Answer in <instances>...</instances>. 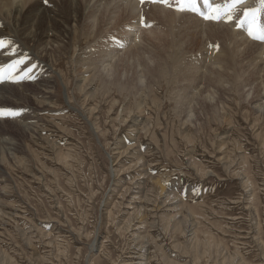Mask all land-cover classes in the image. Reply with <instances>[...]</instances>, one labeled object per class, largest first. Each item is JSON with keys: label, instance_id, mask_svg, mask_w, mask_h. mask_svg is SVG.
I'll return each mask as SVG.
<instances>
[{"label": "rangeland", "instance_id": "374dc122", "mask_svg": "<svg viewBox=\"0 0 264 264\" xmlns=\"http://www.w3.org/2000/svg\"><path fill=\"white\" fill-rule=\"evenodd\" d=\"M252 2L239 6L237 20L246 8L258 7ZM127 12L108 23V33L127 34L133 22ZM183 15L176 18L180 34H170L163 23L150 25L143 15V28L150 25L154 32L146 30L140 45L128 44V55H120L129 60L120 56L121 66L106 84L105 74L91 65L94 58H85L92 46L79 29L55 56L40 58L39 66L37 60L30 71L16 66L15 77L26 90L23 96L18 91L17 103L26 108L21 114L12 109L15 118H0V264H264V48L238 25L233 37L235 20L224 24L232 34L223 30L220 40L210 35L213 21L200 28ZM228 34L232 42L238 37L232 46ZM172 38L180 39L178 70L170 55ZM249 39L252 44H244ZM219 46V53L226 47L237 51L232 63L203 60ZM166 67L172 74L163 77ZM200 69L210 92L202 79L200 88L194 83ZM35 71L50 81L49 89L36 88ZM82 72L87 83L79 78ZM205 91V101L198 99ZM22 115L32 127L28 133L7 129L6 121H21Z\"/></svg>", "mask_w": 264, "mask_h": 264}, {"label": "bare ground", "instance_id": "6f19581e", "mask_svg": "<svg viewBox=\"0 0 264 264\" xmlns=\"http://www.w3.org/2000/svg\"><path fill=\"white\" fill-rule=\"evenodd\" d=\"M147 1H151L150 3L148 2L147 3ZM254 2V6L257 4L258 5V0L256 1H254V0H247V1H245L244 3H243V6L241 5V8L240 9H243L244 8V5H245V7H247L246 5H249L251 2ZM144 2H146V3H144ZM144 2L142 3L141 2V0H136V1H134V0H37V1H34V0H0V40H10V41H12L13 43L14 42H16V43H18V44H21L22 46H25V47H28V46H30V50H29V52H27L24 48H20V46H18L17 44H15V45H13V48H14V50H15V55H11L10 53H9V51L8 50H0V68H4L5 70H6V73L5 74H7V80H3L2 82H0V110L1 109H4L3 111H12V112H14L12 109H19V114H21L20 113V110H22V109H25L26 108V106L24 105V104H22V105H20V106H18L19 105V102L17 103V100H18V96L20 95L19 94V92L18 91H23L21 94H22V96L23 95H26V94H24V91H26L25 89H24V87L22 86V84H20V79L18 78H16V80L18 81V82H13L12 81V79L10 78V76L12 75V73H9L8 72V66H9V64H8V62L11 64L12 62L13 63H16V61L17 60H21V61H23V63H20L19 65H20V67H19V69H21L22 67H24L27 71H30L31 69H32V65L33 64H36V62H35V60H37V62H38V66L40 65V62H39V59L41 58H44V57H49L48 55H51V56H55L58 52V50H60V49H64L65 48V46L67 45V44H70L71 43V38H68V37H70V36H72V34H75L76 33V29H79L80 30V33H81V35L82 36H84L87 40H88V43H90V44H87V45H90V46H92V49L90 50V53H88L89 52V50H87L88 52L86 53V54H88V56L87 57H85V58H94V60L92 59V61H91V59H90V61H91V65H92V67H93V69L94 68H96L97 69V71H99L100 73H102V76H103V73L105 74V76H103V83H108V82H111L112 80H113V78L115 77V73H116V71H118V70H116L117 69V67L119 66L118 65V63L120 64L122 61H121V57H123V62H125L124 61V59H126V58H128V57H125L124 58V56H121L120 55V53H122V51H124V50H127V48H129L128 46H130V45H128V44H130V42H138V43H136V44H141L142 43V41H145V40H143V35H145L147 32H154V31H150V27L149 28H147V27H144L143 28V26H144V24H142L141 23V18H143V20H144V17H143V15L145 16V15H147L148 17H147V19L149 20V21H151V24L150 25H156V27H157V25H159L160 23H163V24H165L166 25V27H167V30H169V33L170 34H176V33H179V26H178V24L176 23V21L178 20V19H176V18H178L179 16H182L183 14H181V12H179V11H176V9H175V0H170V3L172 4V6H165L164 4H162V3H159V4H157L156 2L154 3V2H152V0H144ZM252 2V3H253ZM153 3V4H152ZM200 3L203 5V0H200ZM200 4V5H201ZM51 6V8L50 7H47V6ZM252 6V5H251ZM250 6V7H251ZM202 7V6H201ZM249 7V8H250ZM255 7H257V6H255ZM254 8V7H253ZM146 9V10H145ZM247 9V8H246ZM130 11V14L131 15H129L128 17H130V20H132L133 22H130V23H127V24H125V22H124V24L125 25H127V30L125 31L126 33V35L124 36V37H120V36H112L110 33H108L109 32V30L111 29V28H108V26L107 25H109L108 23H113L112 21L113 20H115L117 17H116V15H118V13L120 12V13H125V15L124 16H126L127 14L126 13H128L127 11ZM143 10H145L146 11V13H144L143 12ZM175 10V11H174ZM237 10H239V8L237 9ZM69 12V13H66V12ZM106 11H108V16H106ZM186 12V11H185ZM182 13H184V12H182ZM238 13V12H237ZM103 15H104V20L105 21H101V19H102V17H103ZM121 15V14H120ZM187 15V18L189 19V21L191 20V19H193L194 21H195V24H198V27H199V25H200V28H201V26H204V28H209L210 27V25L212 24L213 25V27H212V29H210L211 30V32H210V35H211V37L213 38L214 36H216V37H218L217 35H221V36H223V34H221L220 32H224L225 30H224V28L226 27L227 28V26L229 25V24H231V23H228V25H224V24H227V23H224V22H212V20H211V24L209 23V20H207L206 22H205V20L200 16V15H198V14H196V13H189V14H184L183 16L185 17ZM239 16V15H238ZM122 17V16H121ZM127 17V16H126ZM151 17V18H150ZM201 17V18H200ZM10 18H12L13 19V22L14 23H11L12 22V20L10 19ZM146 18V17H145ZM8 19H10L11 21L9 22V20ZM118 19V18H117ZM182 19V18H181ZM129 20V19H128ZM183 20H184V18H183ZM125 21V20H124ZM182 21V20H181ZM180 21V22H181ZM101 22H103V23H101ZM107 24H106V23ZM128 22V21H127ZM186 22H188V20L186 21ZM116 23V22H115ZM123 24V21H119V25L120 24ZM150 23V22H149ZM183 23V22H182ZM208 23H209V25H208ZM235 23V22H234ZM237 23V22H236ZM231 24L230 26H232L233 28H232V32H233V34H232V32H230V31H228V32H230L231 34H232V36L233 35H236V36H238V34H239V32L238 31H236L235 29H236V27H237V25H238V23L237 24ZM12 24L13 25H15L16 26V28H17V30L15 29V28H13V29H15L16 31H17V35H16V33H12V32H10V31H13L12 29L10 30L9 29V27H8V25H11L10 27H12ZM121 24V25H122ZM186 24V23H185ZM188 24V23H187ZM186 24V25H187ZM189 24H191V23H189ZM35 25V26H34ZM101 25V26H100ZM113 26H114V24H112ZM119 25H116V26H119ZM182 25V24H181ZM180 25V26H181ZM192 25V24H191ZM205 25L207 26H209V27H205ZM31 26H34V27H31ZM53 26H56V27H59V30L55 33V31H54V29H52L53 28ZM124 26V25H123ZM122 26V27H123ZM162 26H164V25H162ZM196 26V25H195ZM104 28V30L102 29V28ZM106 27V28H105ZM121 27V26H120ZM121 27V28H122ZM165 27V28H166ZM184 27V26H183ZM190 27V26H189ZM193 27H194V25H193ZM31 28H35V30L34 29H31ZM114 28H115V26H114ZM155 28V27H154ZM185 28V27H184ZM203 28V27H202ZM231 27H229V29H230ZM116 29V28H115ZM157 29V28H156ZM197 28H195V29H193V30H196ZM206 29V30H207ZM228 29V28H227ZM228 29V30H229ZM103 30V31H102ZM114 30V29H113ZM113 30H111V32L113 31ZM121 30V29H120ZM119 30V31H120ZM146 30H149V31H147L146 33H144ZM152 30V29H151ZM155 30V29H154ZM181 30H182V28H181ZM184 30H186V29H184ZM203 30V29H202ZM209 30V31H210ZM224 30V31H223ZM208 31V30H207ZM48 32V33H47ZM123 32V31H122ZM121 32V33H122ZM198 32V31H197ZM203 32H206L205 30H203ZM225 32H227V30L225 31ZM227 32V33H228ZM238 32V33H237ZM51 33H53L52 34V36H51V38L53 37H56L55 39H49V36L51 35ZM114 33H116V32H114ZM120 33V34H121ZM201 33V32H200ZM105 34L107 35V34H109V37L107 36V38L105 39V38H103L104 36H105ZM118 34V33H117ZM119 34V35H120ZM130 34V35H129ZM132 34V35H131ZM153 34V33H152ZM155 34V33H154ZM180 34V33H179ZM183 34V33H182ZM181 34V35H182ZM191 34V33H190ZM197 34V33H196ZM103 35V36H102ZM115 35V34H114ZM123 35V34H122ZM158 34H156V36H157ZM164 35V34H163ZM163 35H161V36H163ZM166 35V34H165ZM164 35V36H165ZM200 35V34H199ZM203 34H201V36H202ZM204 35H205V33H204ZM245 35V34H244ZM48 38H47V37ZM110 36H111V38H110ZM149 36H150V34H149ZM149 36H147V37H149ZM153 35H151V37H152ZM159 37H160V35H158ZM170 36L171 35H169L168 36V38H170ZM179 36L180 35H178V38H179ZM221 36H220V38H221ZM225 36H226V34H225ZM228 36H230V34H228ZM242 36V35H241ZM106 37V36H105ZM174 37H176V35L174 36ZM173 37V38H174ZM200 37V36H199ZM203 37V36H202ZM205 37V36H204ZM208 38H209V36H207ZM206 37V38H207ZM210 37V38H211ZM224 37V36H223ZM227 37V36H226ZM234 37V36H233ZM165 38V37H164ZM172 38V39H173ZM177 38V40H176V38H175V40L173 39H171L170 40V42H169V39H168V42L172 45V47H171V52H172V54L170 53V55H173V54H175V56H174V58H173V56L171 57V58H173L172 59V61H174V59H175V66H176V64H178L176 67H177V70L179 69V63H181V62H179V60H178V62L179 63H176V60H177V58H179V57H177V56H179V54L178 53H180V49L178 50L177 49V45L179 44V42H180V39H178ZM187 38H191V37H187ZM215 38V37H214ZM219 38V37H218ZM145 39V38H144ZM151 39V38H150ZM167 39V38H166ZM201 39V38H200ZM232 39L233 38H231V36H230V38L229 39H227V43L228 42H230V44H229V46L231 45V42H232ZM234 39H238V37L237 38H234ZM66 40H68V41H66ZM123 40L125 41V42H123ZM148 40V39H147ZM146 40V41H147ZM154 40V39H153ZM159 40V39H158ZM215 39H212V41L210 40V43L212 42V43H215V41H214ZM216 40H218V39H216ZM220 40H222V38L220 39ZM236 40L234 41L235 43H236ZM244 40V39H243ZM242 40V41H243ZM105 42V44H104V46H103V44H102V48L101 49H99V48H95V46L97 47V45L100 43V42ZM154 41H156V40H154ZM164 41H166V40H164ZM194 41V40H193ZM208 41V40H207ZM214 41V42H213ZM241 41V42H242ZM253 41V40H252ZM153 41H151V43H152ZM157 42V41H156ZM159 42V41H158ZM186 42H187V39H186ZM200 42V41H199ZM220 42V41H219ZM234 42H232V44L234 43ZM245 43L244 44H252V42L250 41V39L249 40H245L244 41ZM259 42L260 41H256V40H254V44L256 43V44H259ZM132 43H131V45H132ZM224 43V42H223ZM240 43V42H239ZM148 44H150V43H148ZM147 44V45H148ZM184 44V43H183ZM189 44V43H188ZM207 44V43H206ZM100 45V44H99ZM98 45V46H99ZM139 45H135V46H139ZM145 45V44H144ZM151 45V44H150ZM170 45V46H171ZM181 45H182V43H181ZM211 45V44H210ZM217 45V44H216ZM221 45H222V42H221ZM223 45H225V44H223ZM143 46V45H142ZM149 46V45H148ZM164 46H166V45H164ZM169 46V45H168ZM184 46V45H183ZM198 46V45H197ZM225 46H227V45H225ZM225 46H223L222 48H224ZM232 46V45H231ZM246 46V45H245ZM254 46H256V47H258V45H254ZM260 46H262L263 48H264V42H261V44H260ZM185 47V46H184ZM204 47H205V45H204ZM217 47V46H216ZM239 47V46H238ZM242 47V46H241ZM90 48V47H89ZM145 48V47H144ZM155 48V47H154ZM164 48V47H163ZM167 48V47H166ZM170 48V47H169ZM168 48V49H169ZM179 48H181L180 46H179ZM207 48V47H206ZM213 49H215V51L212 49L211 50V52L210 53H206V55L203 57L202 55H201V57H203V60L204 59H206L205 61L206 62H208V63H210V64H213L214 65V62H217V64L219 65H225V64H227V63H229V62H233L234 61V58H235V53L237 52H235V53H233V49H231V48H229V47H226V48H224V49H221L222 50V52H220L219 53V48H220V46L218 47V48H214V47H212ZM260 48V47H259ZM136 49V48H135ZM158 49H159V47H158ZM165 49V48H164ZM204 49V48H203ZM217 49V50H216ZM245 49V48H244ZM145 50V49H144ZM200 50V49H199ZM128 51V50H127ZM150 51V50H149ZM154 51V50H153ZM159 51V50H158ZM164 51V50H163ZM163 51H162V55H163ZM165 51H167V50H165ZM164 51V52H165ZM169 51V52H170ZM175 51H177V52H175ZM247 51V50H246ZM124 52H126V51H124ZM122 53V54H124V55H126L125 53ZM141 52V51H140ZM156 52V51H155ZM154 52V53H155ZM183 52V51H182ZM205 52V51H204ZM242 52V51H241ZM248 52V51H247ZM252 52V51H251ZM262 52H263V50H262ZM66 53V52H65ZM127 53V55H128V52H126ZM158 53V52H157ZM261 53V52H260ZM62 54V53H61ZM83 53H80V55H82ZM90 54V55H89ZM151 54V53H150ZM166 54V53H165ZM195 54V53H194ZM198 54H200L199 52H198ZM205 54V53H204ZM85 55V54H84ZM160 55V54H159ZM159 55H155V56H159ZM168 55V54H167ZM243 55V54H242ZM257 55H259V54H257ZM263 55V54H262ZM79 56V55H78ZM121 56V57H120ZM151 56V55H150ZM154 56V57H155ZM241 57V56H240ZM248 57V56H247ZM254 57V56H253ZM261 57V56H260ZM264 57V56H263ZM85 58L83 57V59L85 60ZM140 58V57H139ZM143 58V57H142ZM145 58V57H144ZM146 58H147V56H146ZM145 58V59H146ZM157 58V57H156ZM155 58V59H156ZM162 58H163V56H162ZM190 58V57H189ZM224 59V61H219V59ZM244 58V57H243ZM255 58V57H254ZM155 59L153 58V60L155 61ZM160 59V58H159ZM158 59V60H159ZM164 59V58H163ZM202 59V58H201ZM259 59V58H258ZM35 62V63H33L32 64V62L33 61ZM128 60H129V58H128ZM141 60V59H140ZM149 60H151V62H152V58H149ZM157 60V61H158ZM90 61H88L89 63H90ZM121 61V62H120ZM143 61V60H142ZM145 61V60H144ZM148 61V60H147ZM153 61V62H154ZM156 61V62H157ZM159 61H161V60H159ZM159 61H158V63H159ZM180 61H181V58H180ZM191 61H192V59H191ZM205 61H204V63H205ZM214 61V62H213ZM219 61V62H218ZM254 61V60H253ZM88 62H86L87 64H89ZM150 62V63H151ZM156 62H154V63H156ZM227 62V63H226ZM245 62V61H244ZM82 63V62H81ZM85 63V65L87 66V64ZM143 63V62H142ZM146 63V62H145ZM171 63H173V62H171ZM8 66H7V65ZM84 64V63H83ZM123 64V63H122ZM161 64V63H160ZM174 64V63H173ZM172 64V65H173ZM189 64V63H188ZM217 64H215V65H217ZM234 64V63H233ZM239 64V63H238ZM237 64V65H238ZM262 64V63H261ZM128 65H130V64H128ZM140 65V64H139ZM162 65V64H161ZM171 65V68L174 66H172ZM203 65V64H202ZM209 65V64H208ZM240 65V64H239ZM37 66V68H39ZM78 66V65H77ZM120 66H121V64H120ZM143 65L141 64V66L140 67H142ZM167 67L169 66V65H166ZM179 66V67H178ZM201 66V65H200ZM212 66V65H211ZM34 67H35V65H34ZM81 67V66H80ZM79 67V68H80ZM91 66H90V64H89V68H90ZM144 67V66H143ZM166 67V68H167ZM191 67V66H190ZM220 67V66H219ZM229 67V66H228ZM257 67V66H256ZM31 68V69H30ZM77 68V67H76ZM83 68V67H82ZM119 68V67H118ZM131 68V67H130ZM145 68V67H144ZM171 68H169L170 69V71L172 70V69H174V72L175 71H177V70H175V68L173 67L172 69ZM197 68H198V65H197ZM196 67H195V70L197 69ZM221 68V67H220ZM222 68H224V67H222ZM227 68V67H226ZM252 68V67H251ZM18 69V70H19ZM88 69V68H87ZM86 69V70H87ZM92 69V70H93ZM133 69V68H132ZM168 68L166 69V70H163V71H161V74H162V76L163 77H165V76H168V75H170L171 76V74L172 73H170V74H167V71L169 70ZM192 69V68H191ZM199 69V68H198ZM228 69V68H227ZM226 69V70H227ZM257 69V68H256ZM259 69V68H258ZM82 70H84V69H82ZM146 70V73H148L149 72V69H145ZM221 70V69H220ZM249 70V69H248ZM264 70V69H263ZM91 71V70H90ZM139 71V70H138ZM143 71V70H142ZM169 71V72H170ZM192 71V70H191ZM199 71H201V69L200 70H197L195 73L197 74V73H199L200 74V77H199V75H198V77L199 78H197L196 79V81L194 80V83H196L195 85H197V87H199V85H200V80L202 79V78H204L205 79V77L204 76H206L205 74H203V73H201V72H199ZM258 71H260V70H258ZM94 72H95V70H94ZM99 72H98V74H99ZM173 72V73H174ZM221 72V71H220ZM263 72V71H262ZM17 73H19V72H17ZM16 73V74H17ZM87 73H88V71H87ZM97 73V72H96ZM96 73H93V74H96ZM137 73V72H136ZM145 72H144V74H145V78H147V74H146ZM194 73V74H195ZM226 73H227V71H226ZM238 73V72H237ZM241 73V72H240ZM245 73V72H244ZM31 74H32V76H31ZM29 76H31V78H32V80L33 81H35V86H36V88L37 89H39L40 91H45V90H47V89H49V84H50V81L48 80V81H44V80H41L40 79V76H39V74H38V72H33V73H31ZM82 75H81V77H79L80 78V80L82 81V82H88L89 80H88V77H86L87 75H86V72H82L81 73ZM91 75V76H93V78H95L94 76H96V75ZM97 74V75H98ZM190 74V73H189ZM220 74V73H219ZM225 74V73H224ZM252 74V73H251ZM254 74V73H253ZM15 75V74H14ZM78 75V74H77ZM100 75V74H99ZM137 75V74H136ZM138 75H140L139 73H138ZM138 75H137V77H138ZM236 75V74H235ZM263 75V74H262ZM101 76V77H102ZM168 77V79L169 78H171V77ZM197 76V75H196ZM196 76H194V77H196ZM237 76V75H236ZM253 76H255V75H253ZM98 77V76H97ZM105 77V78H104ZM113 77V78H112ZM124 77V76H123ZM122 77V78H123ZM127 77V76H126ZM135 77V76H134ZM137 77H136V79L134 80V81H136V80H138L137 79ZM210 77V76H209ZM264 77V76H263ZM92 78V77H91ZM112 78V79H111ZM141 78H143V75L142 76H140V80H139V82L142 80ZM211 78V77H210ZM209 78V79H210ZM228 78V77H227ZM11 79V80H10ZM29 79V78H28ZM48 79V78H47ZM167 79V78H166ZM167 79V80H168ZM206 79H208V78H206ZM212 79V78H211ZM210 79V80H211ZM219 79V78H218ZM222 79V78H221ZM249 79V78H248ZM31 80V79H30ZM93 80V79H92ZM96 80V79H95ZM123 80V79H122ZM148 80V79H147ZM164 80V79H163ZM172 79H170V81H171ZM181 79H179V81H180ZM203 80V79H202ZM223 80V79H222ZM261 80V79H260ZM42 81H43V83H42ZM91 81V80H90ZM121 81V80H120ZM209 81V80H208ZM217 81V80H216ZM215 81V82H216ZM221 81V80H220ZM225 81V80H224ZM264 81V80H263ZM133 81L131 80L130 81V84L132 83ZM167 82V81H166ZM184 82V81H183ZM202 82H206V84L208 83L207 81H202ZM201 82V83H202ZM214 82V81H213ZM218 82V81H217ZM231 82H232V80H231ZM40 83H42V84H40ZM102 83V84H103ZM135 83V82H134ZM138 82H136L135 84L136 85H138L137 84ZM147 83L149 84V82L147 81ZM211 83V82H210ZM210 83H208L207 84V86L210 84ZM222 83V82H221ZM220 83V84H221ZM133 84V83H132ZM157 84V83H156ZM171 84V83H170ZM173 84V83H172ZM204 83H202L201 85H203ZM213 84V83H212ZM89 85H91V84H89ZM145 85H146V83H145ZM168 85H169V82H168ZM201 85H200V87H201ZM127 86V85H126ZM129 86V85H128ZM140 86V85H139ZM148 86V85H147ZM160 86V85H159ZM239 86V85H238ZM132 87V86H131ZM133 87H134V84H133ZM161 87V86H160ZM179 87V86H178ZM192 87H194V86H192ZM196 87V86H195ZM199 87V88H200ZM203 87V86H202ZM211 88V86H208V88ZM140 88H142V87H140ZM144 88V87H143ZM142 88V89H143ZM148 88V87H147ZM146 88V89H147ZM182 88V87H181ZM209 88V89H210ZM252 88V87H251ZM130 89V88H129ZM133 89H138V87L136 88H133ZM132 89V90H133ZM258 89V88H257ZM138 90H140V89H138ZM255 90V89H254ZM130 91V90H129ZM209 92L211 91V89L210 90H208ZM208 91L205 93H202L203 94V96H201L202 94L200 93V95L199 96H201L200 98H198V99H201V98H203V101H205L204 99H205V96H206V94L208 93ZM196 92V91H195ZM225 92V91H224ZM227 92V91H226ZM26 93V92H25ZM132 93V92H131ZM177 93V92H176ZM180 93V92H179ZM133 94V93H132ZM197 94V93H196ZM199 94V93H198ZM204 94H205V96H204ZM211 94H213V93H210V95ZM28 96V95H27ZM213 96V95H212ZM254 97V96H253ZM15 98H17V99H15L16 101H13ZM32 98V97H31ZM202 100V99H201ZM207 100H208V98H207ZM247 100V99H246ZM192 101L194 102V103H192ZM191 102H190V104L192 103V105L194 104H196L195 102L197 101H194V100H192ZM207 102V101H206ZM217 102V101H216ZM185 103V102H184ZM13 104H16L15 105V107H13ZM38 104V103H37ZM187 105H188V103H187ZM186 105V106H187ZM203 105V104H202ZM181 106V105H180ZM185 106V107H186ZM190 105H188V108H190L189 107ZM206 106V105H205ZM212 106V105H211ZM182 107H184V105L182 106ZM181 107V108H182ZM201 107H203V106H201ZM208 107V106H207ZM22 108V109H21ZM180 108V111L179 112H181L182 110H183V108L181 109ZM191 108H192V106H191ZM195 107H193V109H194ZM199 108V107H198ZM262 108H263V106H262ZM6 109V110H5ZM186 108H184V110H185ZM178 110H179V107H178ZM183 110V111H184ZM192 110V109H191ZM262 111V110H261ZM185 112V111H184ZM188 112L190 113L191 111L190 110H188ZM27 113L28 112H25L24 114H26V116H27ZM29 114H30V112H29ZM188 115V114H187ZM186 115V116H187ZM24 117L23 118V115H22V118L21 119H19V120H21V121H17L16 119L14 120V121H6L5 122V120H4V122L7 124V123H9V124H7V125H9L8 127H7V129L10 127V125H13V126H15V127H17V129H18V131L22 134V132H26V133H28L30 130V125H27L26 123H25V121L27 122V120H25V119H27V117ZM189 116H190V114H189ZM29 118V117H28ZM9 119H11V118H9ZM23 119V120H22ZM190 119V118H189ZM187 120H188V117H187ZM24 121V122H23ZM29 122V121H28ZM1 124V123H0ZM2 124H3V122H2ZM5 124V125H6ZM35 125V124H34ZM3 126H4V124H3ZM3 126H1L2 128H3ZM30 126V127H29ZM137 126V125H136ZM0 127V128H1ZM6 128V127H5ZM35 128V127H34ZM31 129H32V127H31ZM33 131V130H32ZM0 132H1V134H3L5 131H1V129H0ZM24 133H23V135H24ZM6 141V140H5ZM12 142V141H11ZM10 146V145H9ZM14 147V146H13ZM17 152V151H16ZM2 156V155H1ZM2 158V157H1ZM115 175V174H114ZM163 193V192H162ZM145 209V208H144ZM95 246V245H94ZM39 253V252H38ZM146 261V260H145Z\"/></svg>", "mask_w": 264, "mask_h": 264}, {"label": "snow or ice", "instance_id": "6c2138e0", "mask_svg": "<svg viewBox=\"0 0 264 264\" xmlns=\"http://www.w3.org/2000/svg\"><path fill=\"white\" fill-rule=\"evenodd\" d=\"M143 3V0H141ZM152 2H159L165 6H172L170 0H152ZM245 0H203L201 7L200 0H175V9L179 12L190 11L200 15L205 20H212L215 22L232 23L234 20L238 26L246 28L247 34L250 38L264 42V24L261 23L260 18L264 15V0H258V7L252 9H245L242 18L236 19L237 9ZM143 24V18H141ZM150 27V25H148ZM0 50H8L11 55H15L13 42L10 40H0ZM23 63L17 60L15 64L8 66V72L12 73L10 78L13 82H18L14 75V70L17 65ZM6 70L0 68V82L6 78ZM18 115L15 112L0 110V118L8 117L15 118Z\"/></svg>", "mask_w": 264, "mask_h": 264}]
</instances>
